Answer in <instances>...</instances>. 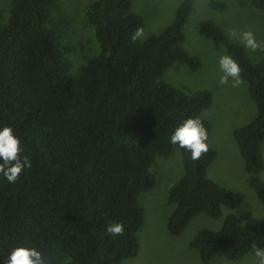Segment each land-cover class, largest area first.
<instances>
[{
  "label": "trees",
  "instance_id": "16d2710c",
  "mask_svg": "<svg viewBox=\"0 0 264 264\" xmlns=\"http://www.w3.org/2000/svg\"><path fill=\"white\" fill-rule=\"evenodd\" d=\"M71 1L0 0V126H13L31 162L14 183L0 174V264L20 242L38 247L48 264H123L138 250V200L156 184L155 159L175 149L183 168L168 190L170 233L180 234L198 213L220 218L223 206L235 209L245 196L207 176L214 149L193 161L169 143L176 125L211 102L208 88L187 92L161 80L198 1L181 0L159 33L146 31L136 42L132 33L146 24L131 0H89L80 22L66 11ZM208 2L215 11L225 7ZM249 4L264 8V0ZM198 28L241 66L255 114L232 137L264 210V183L253 179L264 170V50L247 52L213 20ZM82 31L86 37L77 35ZM75 65L83 66L79 74L67 75ZM261 217L242 223L227 213L219 229H200L189 245L205 264L240 260L253 254L254 241L264 245ZM112 222L123 223L124 232L107 233Z\"/></svg>",
  "mask_w": 264,
  "mask_h": 264
},
{
  "label": "rangeland",
  "instance_id": "374dc122",
  "mask_svg": "<svg viewBox=\"0 0 264 264\" xmlns=\"http://www.w3.org/2000/svg\"><path fill=\"white\" fill-rule=\"evenodd\" d=\"M88 1L72 0L68 8L66 6L69 17L79 22L83 20L82 7ZM131 1L132 10L145 21L144 32L157 34L172 20L181 0ZM197 1L198 5L189 14L183 27L185 38L175 46V61L164 71L161 80L187 92L202 88L210 90V106L201 119H205L208 124L209 145L215 150L216 156L207 169V176L221 187L242 192L245 196L241 205L235 209L223 206L220 218H213L204 213L196 214L180 234L173 235L167 229L173 208L168 202V190L182 175V159L177 149L169 157H156L155 164L160 163L158 175L154 172L155 164L152 168L156 184L150 191L141 194L138 200L144 214V222L138 236V250L136 255L126 259L123 264H205L199 259L197 251L189 245L200 229H219L222 218L230 212L242 223L256 222L263 218L261 216L264 210L251 189L252 178L242 169L241 161L236 156L238 148L232 137L233 131L255 114V105L248 95L244 80L238 87H232L231 83L219 84L221 73L218 59L225 52L216 50L211 41L200 34L198 27L205 20H213L233 42L239 43L233 32L238 34L246 30L253 31L258 39L264 40V8H253L249 0H222L225 3L224 9L215 11L201 5L209 0ZM77 29L79 27L74 33ZM90 30L93 37L92 29ZM205 31L210 32L211 27L208 26ZM77 35L86 37L83 31ZM253 179L256 183H264V170ZM206 264H256V257L253 254H248L240 260L217 257Z\"/></svg>",
  "mask_w": 264,
  "mask_h": 264
},
{
  "label": "clouds",
  "instance_id": "9594fccd",
  "mask_svg": "<svg viewBox=\"0 0 264 264\" xmlns=\"http://www.w3.org/2000/svg\"><path fill=\"white\" fill-rule=\"evenodd\" d=\"M202 6L203 8L211 9L215 5L206 1L202 3ZM232 34L237 36L239 43L249 52L255 53L258 50H264V40L258 39L253 31L246 30L238 34L235 32ZM143 38V28H136L131 35V40L133 42ZM82 67L83 66L76 65L67 67L66 73L69 76H76L79 74ZM218 68L221 73L219 78L220 85L231 83L232 87H238L243 82L241 66L232 55L227 53L221 54L218 59ZM200 116H190L183 119L174 127L169 136V143L176 146L178 149L188 152L193 161L198 160L202 154L207 153L210 147L209 132L201 119L203 118V114ZM22 152V140L20 136L16 134L13 126H0V174H2V177L8 183H14L25 168L31 167L30 160L22 156ZM159 167L160 163H156L154 172L157 175ZM105 231L113 236L120 235L124 232V224L121 222L109 223ZM251 251L256 257V264H264V245L257 244L254 241L251 244ZM3 264H48V261L47 257L38 247L28 242H20L10 250L7 257L3 260Z\"/></svg>",
  "mask_w": 264,
  "mask_h": 264
},
{
  "label": "crops",
  "instance_id": "0c3cea01",
  "mask_svg": "<svg viewBox=\"0 0 264 264\" xmlns=\"http://www.w3.org/2000/svg\"><path fill=\"white\" fill-rule=\"evenodd\" d=\"M173 209V208H172ZM144 215V214H143Z\"/></svg>",
  "mask_w": 264,
  "mask_h": 264
},
{
  "label": "flooded vegetation",
  "instance_id": "af4514ba",
  "mask_svg": "<svg viewBox=\"0 0 264 264\" xmlns=\"http://www.w3.org/2000/svg\"><path fill=\"white\" fill-rule=\"evenodd\" d=\"M179 155H180V153H179Z\"/></svg>",
  "mask_w": 264,
  "mask_h": 264
}]
</instances>
